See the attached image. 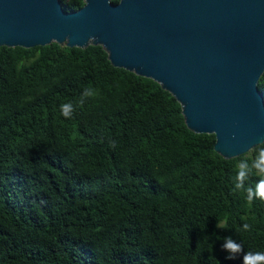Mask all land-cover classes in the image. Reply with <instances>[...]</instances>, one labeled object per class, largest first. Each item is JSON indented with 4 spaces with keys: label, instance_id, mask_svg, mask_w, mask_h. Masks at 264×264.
<instances>
[{
    "label": "trees",
    "instance_id": "16d2710c",
    "mask_svg": "<svg viewBox=\"0 0 264 264\" xmlns=\"http://www.w3.org/2000/svg\"><path fill=\"white\" fill-rule=\"evenodd\" d=\"M215 142L101 45H0V264H242L264 252V200L246 190L259 177L235 188L238 162L264 143L226 159ZM226 237L242 244L234 260Z\"/></svg>",
    "mask_w": 264,
    "mask_h": 264
},
{
    "label": "water",
    "instance_id": "95a60500",
    "mask_svg": "<svg viewBox=\"0 0 264 264\" xmlns=\"http://www.w3.org/2000/svg\"><path fill=\"white\" fill-rule=\"evenodd\" d=\"M84 1L66 11L61 0H0V45H101L169 91L224 158L264 143V0Z\"/></svg>",
    "mask_w": 264,
    "mask_h": 264
},
{
    "label": "clouds",
    "instance_id": "9594fccd",
    "mask_svg": "<svg viewBox=\"0 0 264 264\" xmlns=\"http://www.w3.org/2000/svg\"><path fill=\"white\" fill-rule=\"evenodd\" d=\"M112 3V0H109ZM94 39V38H90ZM85 96L93 95L89 90H85ZM82 102V101H81ZM71 105L65 104L61 106V114L65 117L70 118ZM264 142V141H261ZM251 175H256L259 177L258 182L255 187H248L247 197L251 201L254 198L264 200V147H258L256 154L251 159L245 158L238 162L237 165V175L235 177V188H243L244 181ZM218 228H223L221 224L216 225ZM248 225H244V229H248ZM225 243L222 245V250H227L226 259L234 260L237 255L244 253L241 243H236L232 237H226L224 239ZM242 264H264V252H249L244 253L242 257Z\"/></svg>",
    "mask_w": 264,
    "mask_h": 264
}]
</instances>
